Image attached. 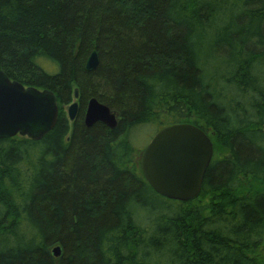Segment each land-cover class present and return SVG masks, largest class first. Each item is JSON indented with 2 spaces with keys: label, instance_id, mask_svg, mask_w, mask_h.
<instances>
[{
  "label": "trees",
  "instance_id": "16d2710c",
  "mask_svg": "<svg viewBox=\"0 0 264 264\" xmlns=\"http://www.w3.org/2000/svg\"><path fill=\"white\" fill-rule=\"evenodd\" d=\"M0 69L59 106L40 140H0V264H264V0H0ZM92 98L116 129L84 125ZM143 124L209 134L194 201L131 169L121 136Z\"/></svg>",
  "mask_w": 264,
  "mask_h": 264
},
{
  "label": "water",
  "instance_id": "95a60500",
  "mask_svg": "<svg viewBox=\"0 0 264 264\" xmlns=\"http://www.w3.org/2000/svg\"><path fill=\"white\" fill-rule=\"evenodd\" d=\"M99 66V56L93 51L87 58L85 70L93 72ZM76 100L66 110L71 122L78 117L79 90ZM59 106L50 90L25 87L12 81L0 69V140L16 136L40 140L57 124ZM120 115L96 98L89 100L84 125L87 128L102 123L116 129ZM214 155L210 138L200 128L177 124L160 130L147 146L142 157V169L147 182L160 196L188 202L199 196L206 171ZM61 248L53 250L58 257Z\"/></svg>",
  "mask_w": 264,
  "mask_h": 264
},
{
  "label": "rangeland",
  "instance_id": "374dc122",
  "mask_svg": "<svg viewBox=\"0 0 264 264\" xmlns=\"http://www.w3.org/2000/svg\"><path fill=\"white\" fill-rule=\"evenodd\" d=\"M223 35H225V34L222 33L217 37L212 36V35H208V34L203 35L202 42L205 45V48H217L219 46V40L224 38ZM86 55L84 56V58L86 57ZM45 66L48 67V68L44 67L47 70H52L50 68L51 65L48 62L45 63ZM215 69L218 72H222L225 70L224 66H222L221 64H216ZM162 99L163 98L159 99L158 101H161ZM161 120H163V119L161 118ZM150 121H151V119H150ZM150 121H149V123H150ZM158 131L159 130L151 124H143L139 127L134 128L132 131H130V133L128 132L125 136L124 135L121 136V140L122 139L129 140V142L131 143V145L134 149L131 169L135 168V172L142 170L141 163H142L143 152ZM150 197H151L152 201L156 199L154 194H150ZM152 203L154 205H156L155 202H152ZM170 205H173V204L170 203ZM261 251H262L261 255L263 257L264 246H262ZM61 254H62V251H61ZM61 254L56 258L61 257Z\"/></svg>",
  "mask_w": 264,
  "mask_h": 264
},
{
  "label": "flooded vegetation",
  "instance_id": "af4514ba",
  "mask_svg": "<svg viewBox=\"0 0 264 264\" xmlns=\"http://www.w3.org/2000/svg\"><path fill=\"white\" fill-rule=\"evenodd\" d=\"M78 103H79V105H80V109H79V113H78V116H79V114H80V112H81V102H80V99L77 101ZM72 103V102H71ZM88 105V104H87ZM66 107L67 106H62L61 108L62 109H64L65 111H66ZM86 109H87V106H86ZM85 112H86V110H85ZM84 117H85V114H84ZM78 118V117H77ZM74 123V122H73Z\"/></svg>",
  "mask_w": 264,
  "mask_h": 264
}]
</instances>
